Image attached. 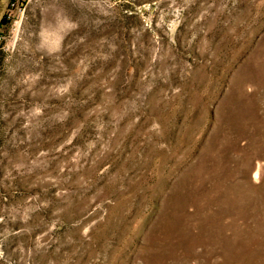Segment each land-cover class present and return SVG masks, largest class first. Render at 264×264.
<instances>
[{
    "label": "rangeland",
    "instance_id": "rangeland-1",
    "mask_svg": "<svg viewBox=\"0 0 264 264\" xmlns=\"http://www.w3.org/2000/svg\"><path fill=\"white\" fill-rule=\"evenodd\" d=\"M0 0V264H264V0Z\"/></svg>",
    "mask_w": 264,
    "mask_h": 264
},
{
    "label": "crops",
    "instance_id": "crops-1",
    "mask_svg": "<svg viewBox=\"0 0 264 264\" xmlns=\"http://www.w3.org/2000/svg\"><path fill=\"white\" fill-rule=\"evenodd\" d=\"M1 3L3 6L6 5V0H2Z\"/></svg>",
    "mask_w": 264,
    "mask_h": 264
}]
</instances>
